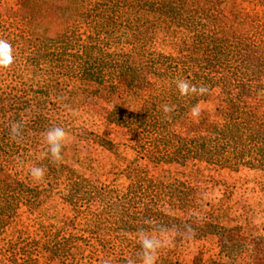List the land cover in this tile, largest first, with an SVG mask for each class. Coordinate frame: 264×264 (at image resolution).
<instances>
[{
	"label": "rangeland",
	"instance_id": "374dc122",
	"mask_svg": "<svg viewBox=\"0 0 264 264\" xmlns=\"http://www.w3.org/2000/svg\"><path fill=\"white\" fill-rule=\"evenodd\" d=\"M89 1L94 0H0V38L19 41L22 31L31 48L35 35L51 46L63 37L83 40L90 31L77 14ZM252 8L248 0L222 4L225 15ZM110 19L109 13H99L93 28L106 31ZM185 34L163 27L151 50L175 56ZM37 69L18 71L14 63L0 68V185L5 192L0 195V264H16L14 258L20 264H101L103 259L125 264L141 251L139 231H153L148 218L169 229L185 222L196 229L192 239L175 236L159 251L156 264H264L263 168L145 158L133 133L106 120L114 106L137 111L143 92L127 91L123 79L98 84L57 70L41 77L46 67ZM247 103L264 121V75ZM196 104L198 117L190 108L174 124L178 139L206 134L223 122L227 104L219 88H210ZM13 121L24 123L20 143L10 137ZM53 126L69 132L58 164L44 138ZM34 165L47 168L40 182L29 174Z\"/></svg>",
	"mask_w": 264,
	"mask_h": 264
},
{
	"label": "trees",
	"instance_id": "16d2710c",
	"mask_svg": "<svg viewBox=\"0 0 264 264\" xmlns=\"http://www.w3.org/2000/svg\"><path fill=\"white\" fill-rule=\"evenodd\" d=\"M224 2L89 1L88 9L77 14L90 31L87 38L63 37L51 46L35 35L31 48L21 31L19 41L8 40L17 53L13 54L14 67L27 72L36 68L40 72L46 67L39 73L41 77L57 70L61 76L98 84L105 78L123 79L127 91L143 92L137 111L114 106L106 120L133 133L138 153L145 158L166 163L195 159L225 167L246 163L264 169V121L247 103L254 85L264 75V49L260 47L264 6L261 0H248L254 7L249 12L235 10L225 15ZM102 12L111 16L106 31L93 28ZM163 27L186 33L175 56L151 50L155 35ZM179 79L208 89L219 88L227 104L223 122L206 134L178 139L174 124L202 96H182L176 86ZM164 104L174 105L175 110L166 116ZM4 194L1 186L2 198ZM3 202L11 206L7 200ZM2 221L0 217V226ZM13 261L20 264L15 258Z\"/></svg>",
	"mask_w": 264,
	"mask_h": 264
},
{
	"label": "clouds",
	"instance_id": "9594fccd",
	"mask_svg": "<svg viewBox=\"0 0 264 264\" xmlns=\"http://www.w3.org/2000/svg\"><path fill=\"white\" fill-rule=\"evenodd\" d=\"M14 62L13 45L6 39L0 38V68H8ZM176 86L182 96H201L208 93L209 89L206 85H196L186 79H179L176 81ZM175 110L174 105L164 104L162 105V111L167 114L172 113ZM193 117L200 115L201 109L199 104H195L190 109ZM10 137L16 142L20 143L23 139V121H13L10 124ZM45 142L48 146V152L50 154L53 163H61L63 160L62 149L66 147L69 142V132L62 126H53L45 133ZM47 173V168L43 166H32L29 169V174L33 180L42 181ZM196 221L201 218L193 215ZM153 231L148 232L141 229L138 233V241L141 251L136 256L126 258L125 264H156L159 259V251L172 244L175 236H180L185 239H192L196 235V229L191 223L185 222L183 227L174 226L169 229L167 226L161 225L158 222H154L153 219L148 218L145 220ZM171 233V235H165ZM101 264H110L109 259H103Z\"/></svg>",
	"mask_w": 264,
	"mask_h": 264
}]
</instances>
